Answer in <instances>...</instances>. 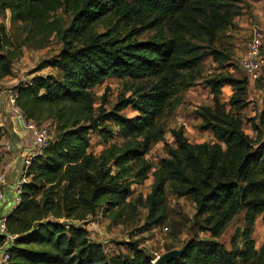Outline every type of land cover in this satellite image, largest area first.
Segmentation results:
<instances>
[{"label": "trees", "instance_id": "1", "mask_svg": "<svg viewBox=\"0 0 264 264\" xmlns=\"http://www.w3.org/2000/svg\"><path fill=\"white\" fill-rule=\"evenodd\" d=\"M233 1L0 0V12L9 10L16 21L37 32L60 8L72 13L68 29L60 30L53 20L46 33L56 31L63 47L41 68L56 70L60 79L34 77L12 90L15 107L26 121L42 125L51 120L56 136L30 160L28 182L6 215V229L16 236L6 249L8 264H153L136 242L125 245V256L107 255L101 243L90 239L85 225L99 209L123 211L131 196L128 175L133 164L138 167L133 178L146 177L150 166L145 155L163 136L159 117L167 102L171 107L179 103L180 93L191 86L184 72L196 69L203 56L194 35L230 25L240 13ZM112 22L113 29L99 31ZM147 32L153 35L136 39ZM10 46L0 26V81L11 74ZM110 77L137 85L132 96L118 99L111 111L95 114L91 90ZM246 81L218 75L206 82L213 104L199 107L195 115L199 129L212 133L213 143L191 144L182 128L171 131L175 147L167 148L168 156L154 174L146 197V228L166 220L168 185L174 195L194 204L196 215L203 218L200 230L212 239L188 238L183 253L168 264H264V246L256 251L251 239L255 219L262 217L264 223V133L254 127L255 137L246 135L220 100L223 86L243 96ZM233 98L231 106L242 102ZM262 102L259 120L264 128V96ZM128 107L137 115L124 116ZM111 127L133 145L128 141L120 150L109 147L93 155L90 134L107 142ZM3 136L0 123V166ZM241 212L247 224L241 243L233 239L225 250L214 238ZM3 247L0 236V251Z\"/></svg>", "mask_w": 264, "mask_h": 264}, {"label": "rangeland", "instance_id": "2", "mask_svg": "<svg viewBox=\"0 0 264 264\" xmlns=\"http://www.w3.org/2000/svg\"><path fill=\"white\" fill-rule=\"evenodd\" d=\"M263 1L234 0L233 2L240 9V13L233 18L230 25L216 28L211 34L199 31L194 35L196 36L195 43L199 47V54L203 56H201V61L196 69L184 72V76L191 86L180 93L179 103L171 107L170 102H167L159 117L157 127L163 130L162 140L153 144L144 158L150 166L149 172L143 180H136L133 176L138 167L133 164L132 172L128 175L131 196L127 198L123 211L119 212L120 209H117L106 212L103 208L87 219L85 228L89 232L90 239L101 243L107 255L125 256L127 255L125 245L136 242L154 259L169 250L181 248L188 238L212 239L209 232L200 230L203 218L196 215L194 204L189 199L174 195L168 185L164 197L166 220L155 228H146L145 223L148 215L146 197L151 192L154 174L159 168L160 161L168 156L167 148L175 147L171 135L172 130L182 128L184 136L191 144L215 141L211 132L199 129L201 122L195 115V111L199 107L212 106L213 104L212 95L206 86L208 80L218 75H232L236 79L246 80L238 67V61L245 52L250 29L259 27L254 24L253 10L255 7H258L259 11L261 8L264 9ZM53 20L58 21L60 30L68 29L72 20L71 10L66 11V9L60 8L53 14L51 13L48 23L38 32L29 24L16 21L9 10L0 12V26L11 44L6 51L12 60L11 74L0 81V94L4 92V95L8 96V92L12 91L14 87L22 82L30 81L34 77L52 75L54 78L60 79L61 75L56 70L41 68L44 61L57 57L63 47L60 35L56 31L50 35L46 34ZM112 25L113 22L104 27L101 26L99 31L105 32L107 29H113ZM124 34L125 31L120 30V35ZM152 35V32H147L136 39L144 41ZM261 59L262 76L253 85L246 81V91L243 96H236L230 86L221 88L220 100L225 111L240 120L243 132L250 138H254L256 135L254 127H258L264 133V128L259 120L264 96V44L261 50ZM136 85V82L130 79L116 77L106 78L95 85L91 90L94 95L95 114H98L100 109L105 112L111 111L118 99L132 96ZM232 98L233 102L237 99L242 100L237 105L239 108L230 105ZM122 114L131 118L137 115V112L128 107ZM43 125L48 129L51 138H54L56 136L54 123L48 120ZM107 140L104 142L102 136L91 133L89 151L97 156L109 147L120 150L128 141L131 143L129 146L133 145V141L125 139L115 127H111V134ZM135 141L137 142L136 139ZM246 225L244 212H241L214 240L225 250H230L233 239H236L237 243H241V233ZM164 228H167V231H164ZM251 239L254 241L256 251L264 246L262 217L255 219Z\"/></svg>", "mask_w": 264, "mask_h": 264}, {"label": "built area", "instance_id": "3", "mask_svg": "<svg viewBox=\"0 0 264 264\" xmlns=\"http://www.w3.org/2000/svg\"><path fill=\"white\" fill-rule=\"evenodd\" d=\"M264 44V30L259 27H252L250 29V37L246 43L245 52L238 61V67L243 72L244 77L250 84H254L260 80L262 76V59L261 50ZM7 102L11 109L13 119L29 134L31 138V148L27 155L23 158V168L14 189V199L12 202V209L19 202L21 187L28 182L26 177V169L30 160L41 153L51 141V136L48 129L42 124L38 125L33 122L26 121L20 111L15 107L14 93L8 92ZM8 145H6V148ZM4 183V176L0 174V203L6 201L1 185ZM6 216L0 218V236L4 237V247L0 254V264H8L9 255L6 252L7 247L16 238L15 235L10 234L6 229ZM167 231V228H164ZM157 258V257H156ZM153 262V261H152Z\"/></svg>", "mask_w": 264, "mask_h": 264}, {"label": "crops", "instance_id": "4", "mask_svg": "<svg viewBox=\"0 0 264 264\" xmlns=\"http://www.w3.org/2000/svg\"><path fill=\"white\" fill-rule=\"evenodd\" d=\"M264 2V1H263ZM264 7V4L262 5ZM264 9L258 7L253 10L254 24L264 30ZM0 123L4 127V136L1 140L3 159L0 174L4 176L1 185L6 201L0 203V218L12 210L14 189L23 168V158L31 148L29 134L13 119L7 102V95L0 94ZM8 145V148H6ZM1 254V251H0Z\"/></svg>", "mask_w": 264, "mask_h": 264}, {"label": "water", "instance_id": "5", "mask_svg": "<svg viewBox=\"0 0 264 264\" xmlns=\"http://www.w3.org/2000/svg\"><path fill=\"white\" fill-rule=\"evenodd\" d=\"M187 243L180 249H173L170 250L161 256L153 259V264H168L169 262L173 261L174 259H177L186 248Z\"/></svg>", "mask_w": 264, "mask_h": 264}]
</instances>
